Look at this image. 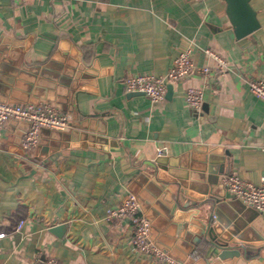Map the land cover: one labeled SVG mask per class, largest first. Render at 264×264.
<instances>
[{
  "label": "crops",
  "instance_id": "obj_1",
  "mask_svg": "<svg viewBox=\"0 0 264 264\" xmlns=\"http://www.w3.org/2000/svg\"><path fill=\"white\" fill-rule=\"evenodd\" d=\"M249 4L258 27L238 38L224 0H0V97L47 101L69 116L62 130L42 129L29 152L20 147L27 123L4 125L0 264L46 255L59 264H163L132 251L129 219H105L128 193L150 239L182 264H264V216L221 181L235 174L258 184L264 172V101L248 86L264 79V0ZM185 47L196 65L214 66L207 48L228 69L207 86L193 71L157 102L125 90L124 77L163 75ZM188 86L203 88L198 111L184 102ZM178 181L186 205L167 197ZM210 213L218 231L259 254L218 261L198 234Z\"/></svg>",
  "mask_w": 264,
  "mask_h": 264
},
{
  "label": "built area",
  "instance_id": "obj_2",
  "mask_svg": "<svg viewBox=\"0 0 264 264\" xmlns=\"http://www.w3.org/2000/svg\"><path fill=\"white\" fill-rule=\"evenodd\" d=\"M204 52L214 60V66L196 65L191 48L185 47L173 57L163 75L130 74L123 79L124 88L127 92H139L146 95L151 102H157L164 99L169 83L180 81L193 71L201 75L204 85L207 86L226 72L228 63L211 49L206 48ZM248 86L256 97L264 101V79L249 78ZM183 98L187 106L198 111L203 100V88L188 86L184 89ZM9 120L28 123L26 131L20 137V147L24 152H29L37 147L42 129L62 130L68 125L69 116L47 101L20 103L0 100V135ZM221 181L228 193L264 216V172L258 184L240 179L235 174L224 175ZM125 218L129 219L132 228L130 242L133 252L147 255L163 264H182L168 249L150 239V222L133 193H128L119 204L106 210L105 219L108 221H121ZM21 224L22 221L18 227ZM198 256L196 250L189 254L192 259H197ZM41 264H59V261L52 255H46Z\"/></svg>",
  "mask_w": 264,
  "mask_h": 264
},
{
  "label": "water",
  "instance_id": "obj_3",
  "mask_svg": "<svg viewBox=\"0 0 264 264\" xmlns=\"http://www.w3.org/2000/svg\"><path fill=\"white\" fill-rule=\"evenodd\" d=\"M226 2V13L230 19V22L233 26V31L236 37H242L246 34L251 33L258 27V21L256 19V15L254 10L251 8L249 4V0H224ZM171 90V85H167V92L169 93ZM139 93V92H137ZM0 100H6L0 97ZM28 127V123H27ZM162 153V154H161ZM161 155L164 154V151L160 152ZM158 156L155 159V162L158 164L165 163V158L163 156ZM226 174L229 171H225ZM178 187L176 191L172 193L169 190H166L168 199L171 200L172 196L174 202L183 203L186 205L187 202L185 200V196L187 191H184L185 184L182 181L176 182ZM138 199V198H137ZM201 205L204 203V198L199 197ZM139 202V200H138ZM140 203V202H139ZM191 204H195L194 201H191ZM216 213L214 212V215ZM213 213L209 214V219L204 224V227L199 230V235H206L211 242L213 252L218 261H221L225 258H230L233 261L240 259L243 262H246L249 258L258 255V251L253 247L254 244L240 241L237 239H233L229 237V234L226 231L220 232L218 231L217 225H213L212 216ZM216 216V215H215ZM217 219V218H216ZM62 225H58L53 227L56 230H61ZM235 243L236 245L233 247H229L228 242Z\"/></svg>",
  "mask_w": 264,
  "mask_h": 264
}]
</instances>
